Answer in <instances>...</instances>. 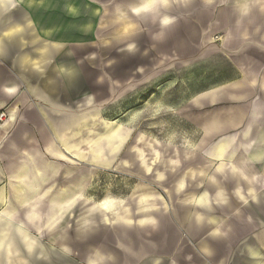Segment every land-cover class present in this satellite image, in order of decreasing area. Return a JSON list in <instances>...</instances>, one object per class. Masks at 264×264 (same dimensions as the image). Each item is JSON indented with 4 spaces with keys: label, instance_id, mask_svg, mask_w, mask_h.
Here are the masks:
<instances>
[{
    "label": "crops",
    "instance_id": "1",
    "mask_svg": "<svg viewBox=\"0 0 264 264\" xmlns=\"http://www.w3.org/2000/svg\"><path fill=\"white\" fill-rule=\"evenodd\" d=\"M141 14L156 19L157 35L155 52L142 50L149 57L142 56L141 72L131 67L122 81L111 71L107 80L100 55L87 70L85 60L91 58L79 46L82 82L94 102L115 111L122 102L127 112L138 110L135 97L151 85L170 78V84L183 83L187 92L174 99V108L198 140L185 141L183 157L160 156L165 168L154 181L162 193L141 195L147 199L140 197L139 217L120 222L125 228L114 238L117 247L96 245L102 230L94 220L82 222L76 241L66 231L51 243L85 264H264V0H159L153 10L136 15ZM214 32L224 34L221 44L209 40ZM17 68L0 52V114L8 117L0 124V183L24 165L56 162L47 152L53 129L42 122L39 101L64 106L73 99L68 80L38 76L31 62ZM58 163L56 176L68 164ZM56 176L43 190L54 193L50 184ZM65 217L45 231V220L29 228L57 233Z\"/></svg>",
    "mask_w": 264,
    "mask_h": 264
},
{
    "label": "rangeland",
    "instance_id": "2",
    "mask_svg": "<svg viewBox=\"0 0 264 264\" xmlns=\"http://www.w3.org/2000/svg\"><path fill=\"white\" fill-rule=\"evenodd\" d=\"M138 1L0 0V52L18 68L31 62L36 66L38 76L55 82L68 80L70 97L73 98L64 106L39 101V117L48 123V129H53L54 142L47 148L48 155L56 161L52 163L58 165V173V161L68 163L61 166V173L50 184L54 193H50L51 188L43 190L54 177L52 174L39 189L35 201L32 199V203L26 205H21L14 197L11 185L14 177L2 179L0 183V193L6 191L5 202H0V264H85L76 254L65 252L51 240L68 231L76 241V234L86 220L98 221L101 225L102 234L96 238V245L105 241L108 246L117 247L115 239L125 228L120 222L125 217H139L141 195L162 193L154 181L157 172L165 168L160 165V156L167 158L176 154L180 157L179 151L188 150L185 141L198 140L197 136L190 135L179 110L174 108V99L180 101L187 92L183 83L170 84V78L171 81L162 86L151 85L135 97L133 104L138 110L127 112L129 106H121L122 102H119L117 111L94 102L89 85L82 82L84 68L79 62H82L78 56L82 50L79 46L84 48L86 58H91L85 60L87 70L92 71V59L97 53L105 77L113 71V75L126 81L130 77L126 76V71L131 67L141 72L142 56L146 60L149 57L147 51L145 55L142 50L146 46V50L154 51L157 35L153 34L156 19L152 15H136L149 12L135 10L143 3V0ZM224 38V34L216 32L209 36L211 42L218 44ZM132 47L133 51H127ZM153 59L155 62V55ZM157 71L155 67L152 73ZM88 76L93 79L92 73ZM108 124L118 128L115 135L108 134ZM61 142L74 146L72 152L82 153L84 159L77 160ZM172 145L182 148H169ZM58 147L66 158L52 156V149ZM42 151L39 148V154L34 152L39 162ZM48 163L51 162L45 164ZM45 164H27L19 172L26 169L30 178L35 168ZM70 170L72 173L67 176ZM25 181L27 183L29 179ZM76 184H82L83 193L72 209L65 212L66 217L57 233H38L29 228L33 213L37 214L36 224L51 218V207L55 204L52 198L62 188L69 190ZM32 204H36L32 206L35 210L29 212L28 206ZM105 219L111 222L107 224ZM49 228L43 227L44 231Z\"/></svg>",
    "mask_w": 264,
    "mask_h": 264
},
{
    "label": "bare ground",
    "instance_id": "3",
    "mask_svg": "<svg viewBox=\"0 0 264 264\" xmlns=\"http://www.w3.org/2000/svg\"><path fill=\"white\" fill-rule=\"evenodd\" d=\"M158 1L159 0H143V3H141V5H139L135 10L138 11L141 9V10L151 11L157 6ZM12 89L14 90L15 87L12 86ZM16 112H17V108L15 106L12 107L11 111H10V117L11 118H9V120L10 119H11V121L15 120ZM115 126L116 125L108 124L107 129H109L108 134L110 136H113L117 133L118 128H116ZM84 127L85 126H82V128H84ZM63 145L66 147V149L68 151L72 152V150L74 149V146L69 147L68 144L65 142L63 143ZM51 153H52V156H56L59 158H66V154L64 152H62V150L59 147L56 150L52 149ZM72 153L75 154L74 152H72ZM75 155L77 156V157L75 156L76 159L77 158L78 159L79 158L84 159V155L82 153L79 154L77 152V154H75ZM29 158L32 159V161H33V157L29 156ZM156 160H158V158H156ZM26 166H28V165H26ZM50 171H52L53 173H50ZM18 173H19V175L17 176V178L14 177L12 179L14 181L11 182V185L13 186V190H14V197L17 199V201H19V203L21 205H26V204H31L32 201L30 202V200H32V199H33V201H35V197H36L39 189L47 182V180L49 178L48 175L52 174L53 176H56V174H58V165L54 164V163H48V164H45L44 167H37L34 169V171L32 173L33 176L30 178L28 175V171L26 169L22 170V172H18ZM71 173H72V170H70L66 174L70 175ZM25 179H27V180L29 179V181L27 183H25L26 182ZM24 185L27 186V188H24L25 187ZM82 188H83L82 184H79V185L76 184V185H74L73 188H71L69 190L62 188V190H60L61 192H59L56 197L52 198V200L55 201V204H53L51 207L52 217L48 218L45 221V224L43 225V227L49 228L57 221V219L63 218L65 216V212L69 211V209H72V207L74 206V203L77 201V199L83 193ZM5 197H6V191L3 194L0 193V202H5ZM146 197H147V195H145V197L142 196V198H146ZM36 215L37 214H35V213L32 214V216L29 219L30 224H36V222H35ZM105 222L108 224L111 221H110V219H105ZM142 223H143V221H142ZM36 228H38V227H36ZM36 231L41 233V228L40 229L38 228Z\"/></svg>",
    "mask_w": 264,
    "mask_h": 264
},
{
    "label": "built area",
    "instance_id": "4",
    "mask_svg": "<svg viewBox=\"0 0 264 264\" xmlns=\"http://www.w3.org/2000/svg\"><path fill=\"white\" fill-rule=\"evenodd\" d=\"M7 119L4 113L0 114V124L3 123V121Z\"/></svg>",
    "mask_w": 264,
    "mask_h": 264
}]
</instances>
